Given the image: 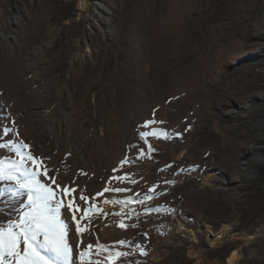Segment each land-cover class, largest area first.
<instances>
[{
	"label": "rangeland",
	"instance_id": "obj_1",
	"mask_svg": "<svg viewBox=\"0 0 264 264\" xmlns=\"http://www.w3.org/2000/svg\"><path fill=\"white\" fill-rule=\"evenodd\" d=\"M0 25V160L23 142L76 189L75 264H264V0H0Z\"/></svg>",
	"mask_w": 264,
	"mask_h": 264
},
{
	"label": "snow or ice",
	"instance_id": "obj_2",
	"mask_svg": "<svg viewBox=\"0 0 264 264\" xmlns=\"http://www.w3.org/2000/svg\"><path fill=\"white\" fill-rule=\"evenodd\" d=\"M150 135L157 136L159 133L155 130L140 133L141 139ZM5 147L9 145L0 144V148ZM22 148H28V145L21 142L9 149L14 151L19 159L0 160V182H8L4 187H0V197L7 195L9 199L16 200L26 197V200H20L21 209L18 210L17 217L9 219L6 226H0V264H75L73 245L69 241L71 225L62 216V209L65 207L64 197L70 196L76 189L61 188L55 177L49 176L48 168L44 167L41 171V161L30 152L22 151ZM29 162L32 166H29ZM41 176L48 177L51 184L42 182L39 178ZM116 179L123 180L124 177H116ZM57 190L62 193L59 198ZM110 190L126 191L119 188L104 189L105 192ZM147 198L151 199V197ZM80 199L87 202L89 197L81 194ZM110 202L126 203L127 201ZM67 207L73 211L72 220L76 224V234L81 235L88 231V227L81 226L80 221L88 218L95 206L81 209L73 200H69ZM81 210L83 215L77 220L75 212ZM120 227L124 225L121 224ZM118 243L124 245L126 242L121 240ZM97 247L99 251L93 253V244L89 243L79 253L80 264H101L100 260H92L90 257L99 256L100 252L104 251H108V256L105 257L108 264H112L121 256L128 255L126 252H111L100 245Z\"/></svg>",
	"mask_w": 264,
	"mask_h": 264
},
{
	"label": "bare ground",
	"instance_id": "obj_3",
	"mask_svg": "<svg viewBox=\"0 0 264 264\" xmlns=\"http://www.w3.org/2000/svg\"><path fill=\"white\" fill-rule=\"evenodd\" d=\"M0 39H6V36H5V34H4V32H3V29H2V27H1V25H0ZM1 107V106H0ZM1 110V109H0ZM5 111L7 110H9L8 108L7 109H4ZM10 111H12V109H10ZM14 111V110H13ZM4 111H0V122H2V119H3V115H2V113H3ZM15 112H16V110H15ZM18 112V111H17ZM16 116V115H15ZM19 118V117H18ZM43 122V121H42ZM41 123V122H40ZM34 125H33V130H32V135H36L37 134V132H38V128H39V125L36 123V122H34L33 123ZM13 128L17 131V133H21V134H25V136H26V134H27V132L24 130V128L21 126V125H19V124H13ZM42 128H43V130H44V132H45V134L49 137V138H51V139H54L55 140V142H56V145H58L59 144V141H58V138H57V134L54 132V130H53V127H52V123H50L49 121H47V120H45L44 121V123L42 124ZM30 129H28V130H30ZM41 129V128H40ZM0 130H1V132H3V134L2 135H6L8 132H9V130L8 129H5V128H2L1 129V127H0ZM41 131V130H40ZM1 136V135H0ZM46 136V137H47ZM37 137V136H36ZM45 137V138H46ZM3 138V137H2ZM4 139V138H3ZM32 141V139L30 138L29 139V142H31ZM31 145V144H30ZM50 148V147H49ZM50 150V149H49ZM51 151V150H50ZM49 151V152H50ZM6 184L4 183V182H0V187H4ZM20 200H23V197H21L20 198ZM20 200H16V199H9V197L7 196V195H5V196H3V197H0V206L6 211V214H7V212H9V211H12V210H14V209H16V208H19L21 205H20ZM10 214V213H9ZM231 261V255L229 256V258H228V262H230Z\"/></svg>",
	"mask_w": 264,
	"mask_h": 264
},
{
	"label": "water",
	"instance_id": "obj_4",
	"mask_svg": "<svg viewBox=\"0 0 264 264\" xmlns=\"http://www.w3.org/2000/svg\"><path fill=\"white\" fill-rule=\"evenodd\" d=\"M257 232L246 233V232H235L234 235L238 238L248 240L250 237L254 236Z\"/></svg>",
	"mask_w": 264,
	"mask_h": 264
}]
</instances>
